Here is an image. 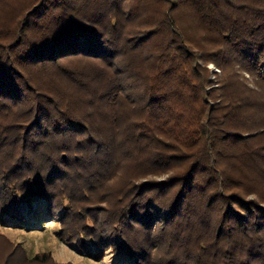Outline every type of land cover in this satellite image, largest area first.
I'll list each match as a JSON object with an SVG mask.
<instances>
[{"label": "trees", "instance_id": "1", "mask_svg": "<svg viewBox=\"0 0 264 264\" xmlns=\"http://www.w3.org/2000/svg\"><path fill=\"white\" fill-rule=\"evenodd\" d=\"M37 1L14 39L0 35V215L20 227L22 203L32 213L43 198L44 218L95 259L112 250L133 264H264V124H251L264 103L234 73L264 72V0H162L127 23L118 0ZM124 25L138 32L124 39ZM138 58L150 72L145 124L135 127L121 121L115 81L118 70L142 80L132 70ZM74 59L105 68V90L86 91L65 65ZM209 63L224 71L215 90L206 89ZM52 69L75 94L58 97L33 78ZM76 96L79 114L69 107ZM102 108L107 119L95 117ZM117 145L140 174L167 178L131 184L129 202L102 227L86 203L127 158Z\"/></svg>", "mask_w": 264, "mask_h": 264}, {"label": "rangeland", "instance_id": "2", "mask_svg": "<svg viewBox=\"0 0 264 264\" xmlns=\"http://www.w3.org/2000/svg\"><path fill=\"white\" fill-rule=\"evenodd\" d=\"M36 1L37 0H0V35H2L1 38L4 41L16 37L15 28L21 23L26 12L38 2ZM107 1L108 0H99L98 4L96 0H91L89 4H93L94 6L99 5V7H101L104 6L102 4H105ZM118 2L120 4L118 6L117 17L121 22L127 23L128 16H130L129 14L132 12L137 13L135 10H138V8L143 9L140 11L141 13H138L139 15L149 14L156 6L159 7V2H162V0H118ZM109 5L110 4H107L104 7ZM113 9L115 12V7ZM182 15L186 16L183 18L186 22L192 25L196 23L195 20L193 21L191 17H188L189 13L186 8L182 9ZM124 26V39L130 36L132 31L134 33L138 32L137 28H133L134 31L130 29V27ZM202 30L203 29L199 27V25H194L191 32L192 34H196L194 32ZM198 64L204 66L201 61H199ZM65 65L71 67V70L77 73L80 77L79 79H81L80 82L83 83L84 80V82L87 83L84 86L85 90L89 89L92 92L101 89L105 90L103 88L108 86V82L112 80L110 78L108 79L109 74L105 71V68L87 59H74L65 62ZM207 67L210 71V81L213 83L207 86L206 89H218V80L224 76V71L216 63H209ZM132 70L137 75L140 73L142 75V80H129L126 71L123 72L122 70H118V74H116L117 81H115V83L121 84L119 88L121 95H119L120 98L116 106L117 110H119V116L123 125L132 124L133 126L137 124L135 126L137 127L140 123L144 122L146 117L142 109V105H144L145 102L144 91H147V87L144 86L143 76L146 72L148 73L150 71H148V67H146L139 58L134 60ZM234 70V73L241 76L247 84V94L250 98L264 103V85L260 84V82L264 84V72L260 75L261 77H258L242 70L240 65L235 66ZM49 72L50 74L43 78V70L33 71V78H35L37 83L42 85L46 90L50 88L51 92H55L58 97L63 96L64 93H71L69 88H67L69 84L64 79H58L53 69ZM101 74L104 77L107 76V79L104 77H102V80L98 79L97 76L100 77ZM235 79L234 77V80ZM73 94L75 93L72 92L70 95L72 96ZM179 102L181 103V100ZM80 104L81 102L78 96H76L69 107L72 112L79 114V112H81ZM255 108L256 107L253 109L254 115L252 116L254 121L251 124L253 126L264 124V108L262 106ZM108 110L107 108H102L101 113L99 110V113H96L95 117L99 118L98 115H101L103 119H107V116H109ZM124 137L126 138L125 134ZM125 138H123V140ZM260 140L261 143L264 144V136H261ZM123 152L124 148L118 145L114 148L115 155L124 156ZM125 157L127 156H124V158ZM128 158L129 157L122 160L116 175L110 177V179L106 181V184L101 189L102 191L100 190L102 193L96 192L93 196V200L86 203V206L90 208L88 210L90 217H95L94 213L99 210V212L96 213V218L102 227H104L108 219L112 216L111 214L113 213L110 211L129 202V197L128 199L125 197V191L128 190L131 184L141 185L153 177H157L154 179L161 182L167 178L161 175L145 176L143 173L140 174L137 171V165L131 160L133 156ZM119 198L121 201L118 200ZM45 205L46 203L43 198L33 199V206L36 210L30 213L28 211V205L23 202L22 212L26 220L20 227L14 226L5 217L0 215V264H133L126 254H115L112 250H107L102 259H95L86 255L77 245L71 243L70 239L61 236L60 224L55 218H44L43 207Z\"/></svg>", "mask_w": 264, "mask_h": 264}]
</instances>
